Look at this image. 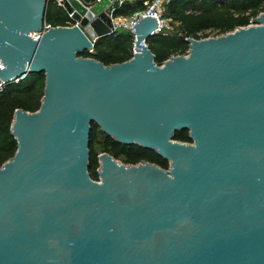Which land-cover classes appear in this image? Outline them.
Returning <instances> with one entry per match:
<instances>
[{"label":"water","instance_id":"obj_1","mask_svg":"<svg viewBox=\"0 0 264 264\" xmlns=\"http://www.w3.org/2000/svg\"><path fill=\"white\" fill-rule=\"evenodd\" d=\"M62 4L76 23L35 39L47 0H0V81L46 79L0 166V264H264V11L162 64L142 17L133 56L106 65L80 53L114 32L121 0ZM92 123L169 168L102 153L93 179Z\"/></svg>","mask_w":264,"mask_h":264},{"label":"trees","instance_id":"obj_2","mask_svg":"<svg viewBox=\"0 0 264 264\" xmlns=\"http://www.w3.org/2000/svg\"><path fill=\"white\" fill-rule=\"evenodd\" d=\"M93 4L96 0H82ZM144 1L126 2L116 11V16L132 15L144 9ZM264 11V0H170L166 6V17L176 25L177 32H163L147 39L155 54V61L162 64L173 55L185 54L189 48L187 38L199 39V34L214 31L217 35L234 31L237 27L250 25ZM52 26H67L74 21L57 0H47L45 20ZM134 35L131 32H113L95 41L94 52L84 51L80 55L92 57L106 65L121 63L133 56ZM44 73H28L18 83L10 82L0 91V166L9 160L17 150V141L12 135L11 125L17 109L37 111L42 103L45 90ZM90 166L93 179L98 180L100 146L102 152L116 159L124 157L125 163L137 164L142 161L156 163L168 169L169 162L155 150L138 144L125 145L105 134L96 124H91ZM175 139L192 142L188 130L177 131Z\"/></svg>","mask_w":264,"mask_h":264},{"label":"built area","instance_id":"obj_3","mask_svg":"<svg viewBox=\"0 0 264 264\" xmlns=\"http://www.w3.org/2000/svg\"><path fill=\"white\" fill-rule=\"evenodd\" d=\"M99 1H101V0H96L95 3L99 2ZM169 2H170V0H145L144 1V6H145L144 9L141 11L135 12L134 15L132 16L131 21H129V22H123V23L118 22L117 20L119 18H122V17H118V16L115 18L112 17L113 24H114V31L117 30L119 27L124 25L133 34L134 33L133 27L138 22V20L142 17H148L149 16V17L155 18L158 22V28L155 31L156 34H159L161 32H163L164 34H167L165 32V29L168 27L170 20L166 17L165 13H166V6ZM59 3H60V5L63 6L62 0H59ZM121 4H122V0H121ZM86 5L89 6L88 4H86ZM69 17L72 19L71 13H69ZM253 21L254 20H252L251 24H253ZM75 23L76 22L74 21V23H72L70 25H74ZM70 25H68V26H70ZM51 27H52L51 24H48L46 21H44L40 30L32 32L31 36L35 39H39ZM89 52H91V53L94 52V47L92 49H90ZM0 67H1V63H0ZM20 80H22L21 77L15 78L9 82L0 81V91L3 90V88L6 86V84H8L10 82L18 83Z\"/></svg>","mask_w":264,"mask_h":264},{"label":"rangeland","instance_id":"obj_4","mask_svg":"<svg viewBox=\"0 0 264 264\" xmlns=\"http://www.w3.org/2000/svg\"><path fill=\"white\" fill-rule=\"evenodd\" d=\"M57 1H58V3H59V0H57ZM138 1H139V0H122V4H121L120 8H121L122 5H123L124 3H126V2L136 3V2H138ZM59 4H60V3H59ZM94 4H95V3H93V4H89L88 7H92ZM120 8H118L117 10H119ZM117 10H115V11L113 12L112 17H114V18L117 17V16L115 15V13H116ZM140 11H141V10H140ZM133 15H134V14H132V15H126V16H118V17H122V18H119L117 21H118V22H122V23H123V22H129V21H131ZM120 31H123V32H130V31H129L124 25L121 26V27H119V28H118L117 30H115L114 32H120ZM177 31H178V30H177L176 25L172 24L171 21H169L168 27L165 29V32H166V33H175V32H177ZM216 36H218V35H217L216 32H214V31H207V32H203V33H200V34H199V37H200V38L216 37ZM96 150L100 152V155H101L102 153H104V152H102L100 146H96ZM117 160L125 163L124 157H120V158L117 159Z\"/></svg>","mask_w":264,"mask_h":264},{"label":"bare ground","instance_id":"obj_5","mask_svg":"<svg viewBox=\"0 0 264 264\" xmlns=\"http://www.w3.org/2000/svg\"><path fill=\"white\" fill-rule=\"evenodd\" d=\"M84 17H85V19H88V20L90 18L89 14L88 15L85 14Z\"/></svg>","mask_w":264,"mask_h":264}]
</instances>
